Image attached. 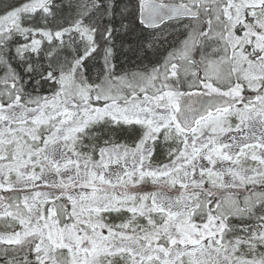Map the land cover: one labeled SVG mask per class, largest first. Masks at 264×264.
Here are the masks:
<instances>
[{
    "label": "snow or ice",
    "instance_id": "obj_1",
    "mask_svg": "<svg viewBox=\"0 0 264 264\" xmlns=\"http://www.w3.org/2000/svg\"><path fill=\"white\" fill-rule=\"evenodd\" d=\"M0 264H264V0H0Z\"/></svg>",
    "mask_w": 264,
    "mask_h": 264
}]
</instances>
